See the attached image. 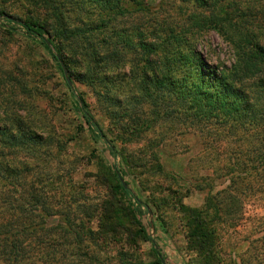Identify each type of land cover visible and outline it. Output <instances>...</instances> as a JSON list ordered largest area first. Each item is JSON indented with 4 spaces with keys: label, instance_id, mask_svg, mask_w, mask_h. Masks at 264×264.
<instances>
[{
    "label": "trees",
    "instance_id": "obj_1",
    "mask_svg": "<svg viewBox=\"0 0 264 264\" xmlns=\"http://www.w3.org/2000/svg\"><path fill=\"white\" fill-rule=\"evenodd\" d=\"M40 2L52 11L47 20H22L2 10L0 17L19 23L50 53L60 73L72 81L65 85L76 111L113 158L118 155L115 143L76 93L73 79L92 91L118 136L129 143L150 133L159 120L186 124L203 134L206 149L216 158L208 162L212 173L200 176L199 186L211 191L222 181L206 196L203 208L181 205L185 238L202 264H221L212 221L225 213L234 217L237 206L264 197V0H175L177 17L160 15L164 9L152 10L148 0ZM211 32L226 42L233 56L230 65L212 64L201 51ZM13 96L8 100L13 107L4 101L6 107L0 108V264H83L84 256L93 264H121L116 256L105 254V262H100L101 257L86 255L82 244L87 232L94 247L99 246L88 222L67 218L55 226L47 224L48 217L63 213L52 211L43 189L23 184L26 171L42 160L47 128L33 121L24 101ZM20 149L34 159H18ZM153 158V169L163 172L158 155ZM107 171L115 194L141 204L127 183L123 187L115 163L108 164ZM99 209L101 234L133 249L149 242L154 259L145 264H167L129 204L112 196ZM118 255L125 258L127 252Z\"/></svg>",
    "mask_w": 264,
    "mask_h": 264
},
{
    "label": "rangeland",
    "instance_id": "obj_2",
    "mask_svg": "<svg viewBox=\"0 0 264 264\" xmlns=\"http://www.w3.org/2000/svg\"><path fill=\"white\" fill-rule=\"evenodd\" d=\"M148 1L152 10L164 9L160 15L177 17L174 7L178 2H173L175 0H165L167 3L162 5L161 0ZM0 10L22 20L37 18L44 21L52 16L51 9L45 8L38 0H0ZM18 24L7 23L0 17V108L6 107L4 101L13 107L12 100H8L15 93L13 98L24 101L31 119L47 128L42 136V160L26 171L29 173L23 183L24 186L43 189L46 192L43 200L47 205L52 211L63 213L48 217L47 224L55 226L67 218L88 222L91 232L96 231L99 246L94 247L89 232L82 246L87 250V256L101 257L100 262H105V254L107 257L116 256L121 264L129 260L137 261L136 264L152 261L154 255L149 242L142 241L138 249H133L101 234L99 206L104 200H112L113 196L137 212L167 264H202L198 253L188 248L181 205L203 208L206 196L220 188L222 179L216 181V188L211 191L199 186L200 176L212 173L213 165L208 162L216 158V153L206 149L200 130L176 121L159 120L150 133L129 143L118 136L115 125L110 124L105 109L100 108L92 91L73 79L76 93L85 99L103 132L115 143L118 155L113 158L104 142L87 128L76 111L65 85L66 77L60 73L50 53L36 38L26 35ZM207 38L209 44L201 47L205 57L212 64L220 61L230 65L233 56L226 42L213 32ZM8 86L12 87L13 94ZM3 117L1 114L0 119ZM182 130L185 131L180 134ZM29 153L20 149L17 157L34 159ZM154 155H158L163 172L153 169ZM112 163L116 164L122 180L141 204L128 195L115 194L107 173V165ZM67 212L70 215H66ZM210 213L214 216V210ZM233 214L234 217L231 213L221 214L218 222L212 221L221 264H264V197L258 196L237 206ZM123 223L125 225V220ZM98 232L101 236L97 235ZM85 249L83 253H86ZM120 250L127 252L125 258L118 255ZM82 259L83 264L94 263H90L86 256Z\"/></svg>",
    "mask_w": 264,
    "mask_h": 264
},
{
    "label": "water",
    "instance_id": "obj_3",
    "mask_svg": "<svg viewBox=\"0 0 264 264\" xmlns=\"http://www.w3.org/2000/svg\"><path fill=\"white\" fill-rule=\"evenodd\" d=\"M64 73H65V72H64ZM65 77H66V81L68 82V84H69V85H72V84H71V80L69 79V77L66 76V75H65ZM121 183H122L123 187H127L126 183L122 180V178H121Z\"/></svg>",
    "mask_w": 264,
    "mask_h": 264
}]
</instances>
